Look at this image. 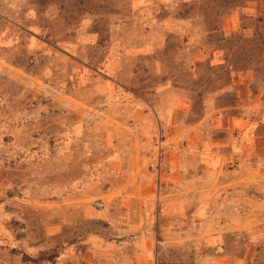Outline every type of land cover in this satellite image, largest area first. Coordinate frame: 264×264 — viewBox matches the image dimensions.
<instances>
[{"label": "rangeland", "instance_id": "obj_1", "mask_svg": "<svg viewBox=\"0 0 264 264\" xmlns=\"http://www.w3.org/2000/svg\"><path fill=\"white\" fill-rule=\"evenodd\" d=\"M0 264H264V0H0Z\"/></svg>", "mask_w": 264, "mask_h": 264}, {"label": "crops", "instance_id": "obj_2", "mask_svg": "<svg viewBox=\"0 0 264 264\" xmlns=\"http://www.w3.org/2000/svg\"><path fill=\"white\" fill-rule=\"evenodd\" d=\"M146 237H147V239H144V241H141V242L137 241V243H136V246H138L140 248V250H142L143 248H146V247H150V238H151L150 233H147ZM144 243H145V245H144Z\"/></svg>", "mask_w": 264, "mask_h": 264}]
</instances>
